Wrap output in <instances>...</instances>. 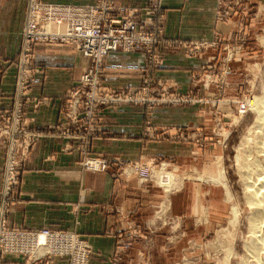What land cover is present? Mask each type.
Masks as SVG:
<instances>
[{"label":"rangeland","instance_id":"rangeland-1","mask_svg":"<svg viewBox=\"0 0 264 264\" xmlns=\"http://www.w3.org/2000/svg\"><path fill=\"white\" fill-rule=\"evenodd\" d=\"M160 15L164 23V6ZM210 19L212 38L182 40L189 46L182 52L194 61L195 68L174 82L156 71L142 73L141 84L133 86V102L127 103L133 106V117L139 115V122L153 128V133L142 134L143 142L169 146L167 152L150 151L143 159L117 161L120 167L130 165V172L143 182L162 186L169 195L157 207V222L163 221L168 229L166 248L151 246L150 253L139 255L142 264H264L258 238L255 252L248 249L254 235L250 226L255 204L247 196L264 182V126L256 107L257 100L264 98V0H215ZM19 58L16 55L13 60L16 68ZM163 58L158 69L167 63ZM167 110L178 116L179 124H158ZM14 126L12 120L9 123L0 116V128ZM78 152L83 158V152ZM80 161L84 169L100 171ZM19 171L22 175L24 167ZM248 182L254 183L249 191ZM19 187L20 183L15 191L18 195ZM181 192L182 205L177 207L172 196ZM194 210L197 214L191 215ZM259 222L257 234L262 235L264 219ZM44 228L74 233L84 246L73 254L52 253L32 264L50 258L67 264L91 263L96 251L85 238L48 226L35 229ZM127 250L119 247L112 264H123Z\"/></svg>","mask_w":264,"mask_h":264},{"label":"crops","instance_id":"crops-1","mask_svg":"<svg viewBox=\"0 0 264 264\" xmlns=\"http://www.w3.org/2000/svg\"><path fill=\"white\" fill-rule=\"evenodd\" d=\"M45 1L83 5L94 0ZM117 1L119 4L139 6L140 18L147 19L145 0ZM26 5L27 0H0L1 117L12 110L18 98L17 68L13 60L22 46ZM163 6L168 38H212L210 18L215 0H163ZM178 50L166 52L167 63L155 70L172 78L169 80L173 82L183 80L195 68L194 61L182 52L184 49ZM36 57L43 68L37 69L39 75L24 98L25 121L30 127V134L36 139L24 166L18 198L8 213L9 225L32 229L48 226L76 232L96 251L90 264H112L115 251L122 246L128 249L123 255V264H142L139 255L149 252L151 246L166 248L168 229L163 221L157 222V207L166 203L169 195L162 186L143 182L138 175L130 172V165L120 167L117 161L143 159L147 152H167L169 146L153 140L143 142L142 134L153 133V128L148 129L147 124L139 122V115L134 114L133 117L132 105L104 107L92 155L109 159L111 165L103 171L84 169L80 165L83 158L75 140L59 135L56 127L63 117L61 113L67 94L77 85L91 59L65 44H37ZM144 61L142 51L109 54L104 61L102 85L109 90L124 88L133 91V86L141 84ZM170 113L167 110L166 114L160 115L161 122L158 124H179L178 116ZM3 138H0V193L7 159L6 147L1 144ZM182 195L181 192L172 196L177 207L182 205ZM190 214L196 215V210ZM128 236H132L133 240ZM11 264L32 263L23 257ZM39 264H67V261L50 258Z\"/></svg>","mask_w":264,"mask_h":264},{"label":"built area","instance_id":"built-area-1","mask_svg":"<svg viewBox=\"0 0 264 264\" xmlns=\"http://www.w3.org/2000/svg\"><path fill=\"white\" fill-rule=\"evenodd\" d=\"M145 7L148 17L144 21L139 16V6L119 4L117 0H94L83 5L27 0L22 46L17 54L20 57L16 65L18 98L12 110L1 117L9 123L12 120L15 126L0 128V138L4 137L1 144L6 147L7 155L0 193V264H11L22 257L35 263L52 253L73 254L84 246L74 233L11 227L8 223L11 202L18 197L15 191L22 176L19 170L25 166L36 139L25 121L24 101L39 75L37 69L43 68L36 57V45H71L83 57L91 59L63 105V117L56 130L75 140L78 151L83 152L85 166L106 169L110 161L92 155L100 115L104 107L132 103L133 91L109 90L102 85L105 57L114 52L142 51L145 73L154 72L166 52L189 48L185 41L166 36L160 17L163 0H145Z\"/></svg>","mask_w":264,"mask_h":264},{"label":"bare ground","instance_id":"bare-ground-1","mask_svg":"<svg viewBox=\"0 0 264 264\" xmlns=\"http://www.w3.org/2000/svg\"><path fill=\"white\" fill-rule=\"evenodd\" d=\"M262 98V97H261ZM256 107H257V109H258V112L260 113V118H262L263 120H262V122H263V126H264V98H262V99H260V100H257V103H256ZM256 109V110H257ZM260 120V119H259ZM261 123V122H260ZM258 126H260L261 127V124H259ZM257 126V127H258ZM256 127V128H257ZM251 131V130H250ZM249 131V132H250ZM261 134V133H260ZM249 137V136H248ZM252 141V140H251ZM256 147V146H255ZM243 148V147H242ZM257 148V147H256ZM248 150L250 151V148H248ZM258 150L260 151L261 149H259L258 148ZM245 151H247V150H245ZM258 151V152H259ZM242 153V152H241ZM244 154H246V153H244ZM252 154V153H251ZM248 155L250 156V154H249V152H248ZM256 155V154H255ZM239 156V155H238ZM245 178H247V177H245ZM260 180V179H259ZM254 186V183L253 184H251V183H247V186H246V188H247V191H249L250 190V188L251 187H253ZM247 196H249L248 197V202L252 205H254V208H253V211H254V219L252 218V222H251V232H252V234L254 233V235L252 236L253 238H251L252 240H251V244L249 245V247H248V249H249V251H251V252H255V242H257V240L258 241H260V243H261V247L262 248H264V233L261 235H258L257 233L259 232L258 230H257V228L259 227V221H260V219L261 220H263L264 219V182L261 184V186H260V188H258L256 191H252V193H250V194H248ZM252 205V206H253ZM236 217V216H235ZM236 219V218H235ZM259 220V221H258ZM235 221V220H234ZM258 221V222H257ZM257 223V224H256ZM254 238H256V239H254ZM258 238V239H257ZM253 239H254V241H253Z\"/></svg>","mask_w":264,"mask_h":264}]
</instances>
